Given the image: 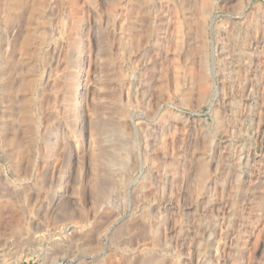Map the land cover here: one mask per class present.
<instances>
[{"label":"rangeland","instance_id":"rangeland-1","mask_svg":"<svg viewBox=\"0 0 264 264\" xmlns=\"http://www.w3.org/2000/svg\"><path fill=\"white\" fill-rule=\"evenodd\" d=\"M11 1L0 264H264V0Z\"/></svg>","mask_w":264,"mask_h":264},{"label":"bare ground","instance_id":"bare-ground-1","mask_svg":"<svg viewBox=\"0 0 264 264\" xmlns=\"http://www.w3.org/2000/svg\"><path fill=\"white\" fill-rule=\"evenodd\" d=\"M24 1L25 0H13V1H11V3H10V5H9V10H11V11H13V10H15V9H17L18 7L19 8H22L23 6H24ZM140 4V3H139ZM180 4V3H179ZM182 4V3H181ZM1 7V6H0ZM183 7V15H184V26H185V34H189V30H190V28H191V26H190V18H191V13H190V11L189 10H187V7L184 5V6H182ZM134 9V8H133ZM191 10V9H190ZM29 12V11H28ZM148 13V12H147ZM30 14V13H29ZM193 14V13H192ZM194 15V14H193ZM2 18V17H1ZM133 18V17H132ZM9 19L10 20H14V18H13V16L11 15V16H9ZM147 21V20H146ZM17 22V21H16ZM240 23V22H239ZM148 25H149V23H148ZM133 26V25H132ZM132 26H129V27H131V28H129V29H131V31L133 30V34L131 35V37L132 38H134L135 40V43H136V45L138 46V47H141V45H143V43H145V41L149 38L148 37V33H147V30L146 31H141V30H139L137 27H132ZM239 26H240V24H239ZM247 26V25H246ZM240 28H241V31L242 32H240V33H242L243 34V26L241 27L240 26ZM42 30V29H41ZM40 32V31H39ZM252 35V34H251ZM188 42V41H187ZM250 42V41H249ZM18 48H20V47H18ZM5 50V49H4ZM240 50V58L238 59L239 61H241V64H243V59H247L248 61L250 60V61H252V57H251V55L247 52V49H244V48H240L239 49ZM224 51V50H223ZM226 52V51H225ZM74 54V53H73ZM228 55H229V53H228ZM232 55V54H231ZM254 55V54H253ZM200 56V55H199ZM234 56V55H233ZM3 58V57H2ZM225 58V57H224ZM4 60V59H3ZM75 60V59H74ZM238 60H234L233 58H230V57H227L226 58V61H228L227 62V64H229L230 66H232V67H236V66H234V64L235 63H237L238 62ZM245 62V61H244ZM2 66V65H1ZM72 66V65H71ZM147 66V65H146ZM228 66V65H227ZM225 67V66H224ZM228 68V67H227ZM75 69V68H74ZM11 70V69H10ZM231 70V69H230ZM234 70V69H233ZM12 73V72H11ZM234 73H236V71L234 72ZM228 75V78H231L232 77V74H231V72L230 73H228L227 74ZM28 78V77H27ZM235 78V77H234ZM30 79V78H29ZM226 82V81H225ZM134 85H136V93L137 92H140V91H142V89H143V83L142 82H137L136 84H134ZM79 87V86H78ZM229 88V87H228ZM11 90H12V88L10 87V86H8V94H10L11 93ZM68 91H66L65 93H67ZM236 94V93H235ZM237 96V95H236ZM85 97V96H84ZM75 99H76V105H77V107H78V110H79V112H77L78 113V116L81 118V115H82V103L80 102V100L81 99H83L82 98V91L80 90V88H77V90H76V93H75ZM229 102V100L228 99H226V101H225V104H226V106H229L230 107V104L228 103ZM232 104V103H231ZM226 106H224V107H226ZM254 108V107H253ZM227 109V108H226ZM219 110V109H218ZM230 112H232V111H230ZM254 118H256V115H253L252 116V118H251V120L253 121V120H255ZM81 121V120H80ZM232 121V120H231ZM113 122V121H112ZM82 122H79V124H81ZM234 123V122H233ZM219 124H220V121H219ZM232 124V123H231ZM230 125V124H229ZM241 126V125H240ZM231 128V127H230ZM263 128H264V126H263ZM262 128V129H263ZM263 131V130H262ZM223 132V131H222ZM225 132V131H224ZM16 139H10L9 140V143L8 144H10V145H12L13 147H15V148H17L16 147ZM213 146V145H212ZM4 150V149H3ZM17 150V149H16ZM6 153V152H5ZM4 153V154H5ZM100 156H101V154H100ZM16 159V158H15ZM235 162H236V160H235ZM249 162H250V160H249V158H247V157H244V158H241L239 161H238V166L239 167H241V168H243V169H248V167H249ZM100 163V162H99ZM126 165V164H125ZM123 170V169H122ZM205 170H203V174H205ZM258 183L257 184H260L261 182H263V180H264V175H262V173L261 174H259L258 176ZM117 181V180H116ZM256 182V181H255ZM190 185V184H189ZM210 185V184H209ZM211 186V185H210ZM261 186V185H260ZM66 191V190H65ZM253 191V190H252ZM117 192V191H116ZM119 193V192H118ZM114 195H116V194H114ZM211 202V201H210ZM121 206V205H120ZM206 206V205H205ZM211 206V205H210ZM57 207V206H56ZM123 210V209H122ZM121 210V211H122ZM32 222V221H31ZM72 228H75L74 226H71V227H69V229H72ZM39 229V228H38ZM37 230V229H36ZM62 230V229H61ZM69 231V230H68ZM37 233V232H36ZM63 234V233H62ZM49 235V234H48ZM69 235V234H68ZM44 236H46L45 234H43V235H40V236H37L38 238H42V239H44ZM63 236V235H62ZM34 237V236H33ZM31 238V237H30ZM18 239V238H17ZM47 240V239H46ZM58 240H60L59 238H58ZM38 247V246H37ZM56 247L58 248V250H60L61 252H63V253H67V252H69L70 251V253H71V251L74 249V248H78L77 246H71V245H68V244H65V243H62V242H58L57 241V244H56ZM47 250V249H46ZM4 251H2V250H0V253H3ZM77 252H79V251H74V253H77ZM55 253V252H54ZM77 258V257H76ZM164 258V257H163ZM95 258L94 257H89V256H79V258L78 259H71V260H69V261H67V264H92V262H93V260H94Z\"/></svg>","mask_w":264,"mask_h":264}]
</instances>
